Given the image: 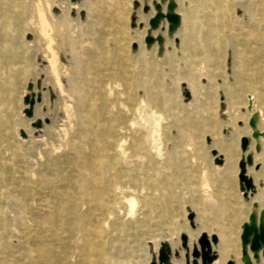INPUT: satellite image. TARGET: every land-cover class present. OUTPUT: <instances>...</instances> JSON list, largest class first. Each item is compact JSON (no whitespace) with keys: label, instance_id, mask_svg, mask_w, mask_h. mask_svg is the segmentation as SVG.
Masks as SVG:
<instances>
[{"label":"rangeland","instance_id":"374dc122","mask_svg":"<svg viewBox=\"0 0 264 264\" xmlns=\"http://www.w3.org/2000/svg\"><path fill=\"white\" fill-rule=\"evenodd\" d=\"M132 1L95 0L93 13L113 16L118 33L106 37L105 43L99 46L98 55L95 52V55L87 57L85 52L92 51V45H85L84 28L77 27V23H82L79 17L77 22L73 21L68 13L66 19L55 21L52 11H46L47 0H0V264H28L17 235L29 225L27 222L21 225L13 204L19 186L18 173H13L11 168L15 167L18 152L6 151L5 148L21 138L27 139L28 134L35 137L38 129L36 119H32L36 116L45 125L46 116L50 126L47 128L49 142L54 145L56 155L65 153L67 148L60 145L65 137L51 133V126L59 128L64 118L62 111L54 113L56 108H62L61 99L71 105L81 102L78 111L82 119L77 118L82 130H79L80 134L85 132V128L94 127L114 133L115 140L125 136L126 145H131L134 150L138 148L140 154H146L151 162L148 193L156 200L152 213L144 222L138 221L140 210L139 204L136 205L135 216L128 220L130 226L113 227L109 237L105 238L106 247L115 257L116 264H149L148 243L156 250L158 241L163 240L161 237L168 235V228L174 236L172 241L177 242L180 250V239L185 235L188 243V232L191 241L197 245L199 235L208 233L204 230L206 226L212 229L214 222L227 223L226 213L220 209L226 202L228 205L234 202L241 205L237 229L246 220L248 209L238 196V173L234 175L238 165L233 164L231 172L224 174L218 167L221 165L211 161V154L206 150L213 141L227 140L222 136V123L234 128L235 121H245L249 127L248 112L240 109L245 107L248 95H253L255 107L264 112V0H243L241 3L237 0H176L180 13L191 22L189 32L180 34L177 41L180 46V41L187 38L189 45L176 51L178 63L175 59L168 65L159 64L156 70L138 71H133L127 60L133 42H128L132 30L129 27ZM138 1L137 13L148 15L150 9L143 13V2ZM151 1L147 0L148 5ZM184 7L187 9L183 11ZM41 14L49 22L44 33L38 29ZM145 20L146 16L142 20L137 17L136 23H143L144 27ZM202 33L207 35L206 46L201 44ZM28 35L31 39L27 38ZM146 37L141 43L150 50L153 43L147 48ZM115 45L121 47L125 60L116 56ZM48 48L57 53L60 67L67 66L63 68L66 76L60 79L65 95L60 98L57 94L53 107L49 109L47 93L29 118L24 113L26 106L23 104L28 82L32 81L35 88L40 73H44L43 82L54 86V82L47 80L46 66L39 68L38 59L46 60L43 55H47ZM137 51L138 48L133 53ZM153 57L160 58L157 50ZM75 60L79 62L82 88L78 92L66 91L67 77L76 69ZM87 63H90L89 69L86 68ZM165 67L171 69L169 76L164 75ZM204 70H208V78L203 75ZM188 73L193 75L199 87L197 98L201 100L195 105L188 104L192 99L183 102L181 84L186 85ZM225 74L229 77L224 78ZM220 82H223L222 94L227 107V120L224 122L217 116L220 102L216 84ZM140 99L144 104H139ZM210 128L215 130L214 134ZM240 132L244 134V129L240 128ZM41 134L39 132L37 137ZM239 140L236 136L235 160L241 151ZM6 157H12L11 161L4 160ZM61 176L54 175V181L62 186ZM32 178V182L39 181L37 176ZM31 183L28 188L41 190L43 196L46 194V188L35 187ZM261 191L264 192V187ZM210 195L216 200L217 213L213 217L206 213L209 216L204 215L206 218L202 220V216L196 213H199L198 209L205 208V202L213 200ZM123 208L128 210L126 206ZM190 214H193L194 228L190 226ZM215 250L218 252L216 247Z\"/></svg>","mask_w":264,"mask_h":264},{"label":"bare ground","instance_id":"6f19581e","mask_svg":"<svg viewBox=\"0 0 264 264\" xmlns=\"http://www.w3.org/2000/svg\"><path fill=\"white\" fill-rule=\"evenodd\" d=\"M237 1L241 3L243 0ZM174 2L176 4L175 12L180 16L181 23L171 37L167 35L168 22L165 17L160 21L158 28L148 33L147 20L157 14L152 3L149 4L150 13L148 15L137 13L139 19L142 20L146 16V20L142 29L137 31L132 29L129 32V44L132 41V43L137 42L138 48L136 53L129 51L130 56L127 59L133 71H138L139 69L156 70L159 64L168 65L169 61H175L178 49L189 45L187 38H183L180 41V46L178 43L177 45L175 43V46L173 45L175 39L180 34L186 31L189 32L191 27L190 20L187 17H183L184 14L180 13L178 2L176 0ZM54 7L59 9V15L54 16L55 21L66 19L67 14L74 10L76 16L72 20L77 22L79 11H85L86 20L81 21L79 19L82 23H77V27H80V29L84 28V34L87 37L85 45H92V51L85 52L87 57L95 55V52L98 55L99 46L105 43L106 37L113 33H118V27L114 23L115 18L113 16H107L105 13H93L95 0H82L80 3H68L67 0H47L45 4L46 11L50 13V10L52 11ZM165 9L166 4H163L161 6L162 14H165ZM186 9L184 7L183 11ZM48 23L47 19L41 14L38 22L40 33H44L45 27L49 25ZM146 35H150L153 39L150 50L145 49L141 43V40ZM159 37L163 39V54L160 58H154L153 55L159 48ZM119 43L121 44V42ZM207 43V35L202 33L201 44L206 46ZM115 47L116 56L120 60H125L121 55V47H118V45H115ZM72 52L76 54V51L72 50ZM43 56L46 58L45 61L47 63V80L54 82V86L46 84L47 81L43 82L42 88H45V94L42 95V99L47 93L49 95V92L58 94L61 98L65 95V90L60 79L66 76L63 68L67 66H59L57 62L58 55L51 48H48L47 55L44 54ZM175 62L178 63V60L176 59ZM74 64L76 69L67 77L68 90L66 91L78 92L82 88L81 84L83 81L79 72V62L75 60ZM85 65L86 68H90V63ZM170 71L169 67L163 68L164 75L169 76ZM203 75L208 78V70H204ZM223 77L227 78L229 75L225 74ZM185 79V89L189 91L192 99H190L191 101L189 100L190 102L188 101V104L195 105L198 100H201V98H197L199 93L198 84L195 83L196 79L191 73H188ZM222 88L223 82L216 84V93L219 95L218 100L220 103V96H223ZM178 90L180 91V88ZM60 102V107L62 108H56L54 113L57 114L62 111L64 118L61 119L59 128L51 126V133L65 137V141L60 142V145L63 144L62 146L67 148L65 153L56 155L57 151L54 149V145L49 142V131L47 128L50 126L45 123L43 125L42 122V127L37 130L38 134L39 132L42 133L40 136L37 137V134L35 137H31L28 134L27 139L21 138L19 142H15L5 148L6 151L15 150L18 152L16 160H14L15 167L11 168L14 171L13 173H18L17 181L19 186L18 196L13 200V204L15 205L14 209L20 216L19 222L21 225L26 224V222L29 225L27 227L24 226L23 230L19 232L20 234L17 235L21 252L28 264H116L115 257L109 254L106 247L105 238L109 237L113 227L130 226V221L128 220L135 216L134 208L136 205L139 204L140 210L138 221L144 222L145 218L152 213L156 200L148 193L150 188L148 171L151 162L146 154H140L138 148L134 150L128 143L126 145L125 136L115 140L113 138L114 133H108L104 129L101 130L94 127L85 128V132L80 134L82 130L80 123L77 124V118H81L78 111V108L81 107V102H77L74 105L67 103L63 99ZM40 104H35L34 112H36ZM139 104H144V100L140 99ZM240 109L244 110L243 112H248L249 119L251 117L255 119V128H251L249 124V127H247L245 121H235L234 128L222 123V136L227 138V140L213 141L212 145L207 146L206 152L209 153L211 148L214 147L217 151L215 157H223V164L218 167L222 169L221 172L224 174L231 172L233 164L235 166L238 165L240 160L251 154L253 161L251 165H246V175L252 178L257 191L253 196L247 193V197H245L237 184L238 196L242 204L246 205L248 209L246 220L239 224L238 229L236 221L240 218L242 210L241 205L237 202L231 203V205H228V202L224 205L222 204L224 207L222 206L220 209L223 213H226V224L214 222V228L207 229V226L204 228V230L208 231L206 238L210 242L211 250L217 254V258L211 264H226L227 261H232L234 264H242L241 243L238 242L242 224L248 222L251 212L256 213L257 219L261 212L264 213V192L261 191L264 187V112L255 107L253 95L247 96L245 107H240ZM226 112L227 107L221 110L219 106V109H217V116L222 122L227 120ZM151 114L153 115V113ZM35 119L36 122L38 120L41 121L36 116L32 121ZM240 128L244 129V134L240 132ZM209 130L212 134L215 133L212 128ZM253 131L259 132V136L252 137ZM69 133L73 135L71 137L67 136ZM236 136L238 139L247 137L249 145L245 152L240 151L238 153V158L235 160ZM221 153H224V155ZM215 157L211 155L210 160L214 161ZM11 159L12 157H6L4 160L11 161ZM234 171V175H236L239 172L238 167H235ZM59 174H62L61 178L63 177L64 185L62 186L54 181L56 178L54 175L58 176ZM34 176L39 177V181L32 182L31 180H33L32 177ZM30 183L35 187L46 188V194L43 196L40 194L41 190L36 191V189L28 188ZM38 195H40L39 198H35ZM210 197L213 200L205 202V208L198 209L199 213H196L202 216L200 217L202 220L206 218H203L204 215H208L206 213H209L212 217L217 213L216 200H214V196L210 195ZM123 206L128 207V210L124 211ZM235 229L237 230L234 238ZM187 234L189 264H192L190 254L194 242L190 239V233L188 232ZM201 235L203 234L201 233L199 237ZM212 236H216V244L212 243ZM161 238L169 243L172 252L175 249H179L180 258L176 259L173 257L172 264H185V250H180L177 247V242L172 241L174 238L172 231L168 228V235ZM260 253L256 262L253 260L251 252L248 251V256L253 264H264V258L261 257ZM198 264H200L199 259Z\"/></svg>","mask_w":264,"mask_h":264},{"label":"water","instance_id":"95a60500","mask_svg":"<svg viewBox=\"0 0 264 264\" xmlns=\"http://www.w3.org/2000/svg\"><path fill=\"white\" fill-rule=\"evenodd\" d=\"M82 0H69L70 3H80ZM143 5L141 7V10L143 13H147L149 11V5L147 3V0H142ZM152 5L154 9L156 10L157 14L151 17L148 20V26L149 30L148 33L151 30H154L158 28L160 21L163 17L166 18L168 22L167 27V35L171 37L174 32L177 30V28L180 26L181 19L180 16L175 12L176 4L174 0H159L158 2L156 0H152ZM163 4H166V11L165 14L161 13V6ZM140 7V2L138 0L132 1V12L129 17V27L131 29H142L143 23H136L137 19V10ZM52 13L57 16L59 15V9L57 7H54L52 9ZM72 18L76 16V12L74 10H71L69 13ZM79 19L83 21L85 19V11L81 10L78 13ZM28 39H31V35L27 36ZM146 47L149 48L151 44L153 43V39L150 35H147L146 37ZM162 43L163 39L161 37L158 38V44L159 48L157 50V57H161L163 54L162 49ZM175 43L177 45L178 41L175 39ZM137 50V43H132L131 45V51L135 52ZM38 61L40 62L39 68H43L46 66V61L39 57ZM229 64V61H228ZM44 73H40L39 78L36 80V92L34 91V84L32 81H29L27 84V93L23 99V104L26 106L25 108V115L26 117L31 118L33 115V109L36 103H40L42 100V95L45 94V88H42L43 80H44ZM186 85L184 83L181 84L182 88V95H183V102L186 103L191 99L190 93L187 89H185ZM56 98V94L49 92V103H50V109L52 108V104L54 99ZM220 109H225V103L223 102V96H220ZM43 111L45 113V107H43ZM44 123L48 124L49 120L46 117L44 119ZM248 124L251 128H255V119L251 117L248 121ZM37 129H40L42 127V123L40 120H38L35 124ZM38 133H34V136H36ZM252 137H258L259 132L253 131ZM209 142V138L207 139ZM249 145V140L247 137H241L240 139V149L241 151L245 152L247 150V147ZM210 154L212 156H216L217 151L215 149H212L210 151ZM253 161V158L251 154L246 155V157L238 162V185L239 190L243 193L245 197H247V193L250 196H253L256 193V186L253 183V180L250 176L246 175V165H251ZM214 163L217 165L223 164V157L218 156L215 157ZM189 221L190 226L194 228L193 224V214L189 215ZM242 231L240 234V243H241V259L242 264H253L248 256V251L251 252L253 260L256 262L259 259V252H261V257L264 258V213L261 212L258 219L255 212H251L248 217V222L243 223L241 227ZM211 241L213 244L217 243L216 236L211 237ZM149 247V254H150V261L149 264H172V258H180L179 255V249H175L174 252L171 251V247L169 243L165 240L158 241V247L155 250L153 245L151 243H148ZM199 249H198V248ZM181 248L185 250L184 258H185V264H189V250L187 247V238L185 235H182L181 237ZM192 260V264H198V259L200 260V264H211L216 258L217 254L216 252H213L211 250L210 242L207 240L206 235L203 234L197 239V245L193 244L192 246V252L190 254ZM226 264H234L232 261H227Z\"/></svg>","mask_w":264,"mask_h":264}]
</instances>
